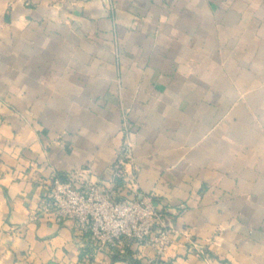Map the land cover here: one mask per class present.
<instances>
[{
	"label": "crops",
	"instance_id": "obj_1",
	"mask_svg": "<svg viewBox=\"0 0 264 264\" xmlns=\"http://www.w3.org/2000/svg\"><path fill=\"white\" fill-rule=\"evenodd\" d=\"M124 121L161 262L264 264V0H0V264H153L40 213L56 176L109 180Z\"/></svg>",
	"mask_w": 264,
	"mask_h": 264
},
{
	"label": "built area",
	"instance_id": "obj_2",
	"mask_svg": "<svg viewBox=\"0 0 264 264\" xmlns=\"http://www.w3.org/2000/svg\"><path fill=\"white\" fill-rule=\"evenodd\" d=\"M125 140L112 167L109 180L96 182L86 179L83 173L66 179L54 177L41 214L53 215L58 220H71L77 236L94 252L108 251L124 256L132 244L152 247L156 252L153 264H164L161 258L171 243L173 230L164 224V216L153 203L151 196L121 198L123 189L136 194L133 168V148L129 141L130 129L123 122ZM198 257L207 259L201 249Z\"/></svg>",
	"mask_w": 264,
	"mask_h": 264
}]
</instances>
